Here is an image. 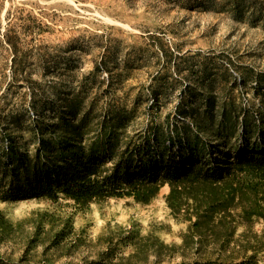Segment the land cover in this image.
Listing matches in <instances>:
<instances>
[{"label":"rangeland","instance_id":"374dc122","mask_svg":"<svg viewBox=\"0 0 264 264\" xmlns=\"http://www.w3.org/2000/svg\"><path fill=\"white\" fill-rule=\"evenodd\" d=\"M71 114L112 119L119 134L146 135L152 145L155 131L201 124L199 160L212 145L222 149L216 158L260 157L264 0H0L1 167L10 139L33 153ZM167 193L164 186L147 204L112 197L84 208L65 199L0 201L13 224L0 257L264 264L262 190L256 206L231 211L232 237L198 249L183 246L189 222L173 217Z\"/></svg>","mask_w":264,"mask_h":264},{"label":"trees","instance_id":"16d2710c","mask_svg":"<svg viewBox=\"0 0 264 264\" xmlns=\"http://www.w3.org/2000/svg\"><path fill=\"white\" fill-rule=\"evenodd\" d=\"M73 117L58 122L51 138L40 136L33 153L20 151L10 139L3 151L6 164H0L1 202L65 199L84 208L94 201L130 197L147 204L167 186L171 214L189 222L182 244L198 249L204 242H226L235 230L228 222L231 211L246 212L256 206L259 191L264 194V150L256 158H216L215 150L222 149L212 145L207 158L199 160L201 124L155 131L152 145L146 135L119 134L112 119L93 124L86 116ZM12 225L0 214V242ZM0 264L23 262L0 257ZM191 264H198V257Z\"/></svg>","mask_w":264,"mask_h":264}]
</instances>
